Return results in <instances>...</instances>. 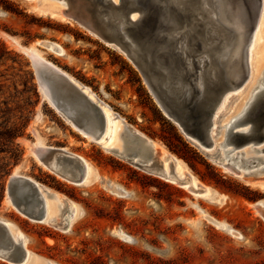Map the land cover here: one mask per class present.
<instances>
[{
    "label": "rangeland",
    "instance_id": "obj_1",
    "mask_svg": "<svg viewBox=\"0 0 264 264\" xmlns=\"http://www.w3.org/2000/svg\"><path fill=\"white\" fill-rule=\"evenodd\" d=\"M66 3L76 5L75 0ZM34 4L0 0V42L17 54L0 60V220L24 235L29 264L38 259L45 264H263L264 218L256 206L264 205V189L225 172L192 145L124 54L73 21L41 14ZM43 41L58 44L64 54L39 46ZM263 45L257 35L251 78L228 92L217 109L220 117L212 132L216 144L222 142L223 126L238 114L240 99L264 72V60L257 69V51ZM31 47L90 88L128 126L163 145L214 196L195 197L177 182L147 173L84 137L44 97L26 54ZM39 146L82 157L96 179L83 185L62 179L33 154ZM260 173L263 177L264 169ZM14 174L65 197L66 217L78 209L67 231L31 221L16 210L8 195ZM222 195L227 197L223 202L218 200ZM0 264L11 263L0 259Z\"/></svg>",
    "mask_w": 264,
    "mask_h": 264
},
{
    "label": "water",
    "instance_id": "obj_2",
    "mask_svg": "<svg viewBox=\"0 0 264 264\" xmlns=\"http://www.w3.org/2000/svg\"><path fill=\"white\" fill-rule=\"evenodd\" d=\"M223 1L229 11L241 9L245 13L248 25L245 40L249 43L263 0ZM75 4L74 7L68 5L65 11L69 21L79 24L104 44L124 54L140 72L161 110L187 140L209 160L224 167H233L230 162L223 163L218 153L212 151L214 116L226 94L246 82L250 70L246 60L228 65L227 73L221 71L220 84L210 86L205 101L200 100L197 82L202 68L206 71L208 66L205 54H211L220 43L219 36L214 35L201 18L206 17L202 0H119L118 4L113 0H75ZM133 15L138 16L136 20L132 19ZM33 67L39 88L44 89L57 110L98 142L106 130V119L101 108L85 94L84 88L46 63H36ZM177 78L189 86V99L168 94V89H174ZM242 124H249V128L230 131L229 143L236 149L249 144L256 152L263 150L254 146L264 143V91ZM124 137L133 145V153L127 154V162L145 170L162 169L158 160L151 165L144 164L152 158L144 138L128 131ZM230 152L232 150L227 153ZM140 154L141 161L134 162L132 155ZM40 158L55 174L83 180L84 164L79 156L54 148L41 151ZM254 174L250 172L245 176ZM8 195L16 210L27 219L41 222L45 218L44 199L36 181L11 176ZM26 257L22 244L13 242L6 223L0 221V259L23 264Z\"/></svg>",
    "mask_w": 264,
    "mask_h": 264
},
{
    "label": "bare ground",
    "instance_id": "obj_3",
    "mask_svg": "<svg viewBox=\"0 0 264 264\" xmlns=\"http://www.w3.org/2000/svg\"><path fill=\"white\" fill-rule=\"evenodd\" d=\"M26 1L35 2L34 10L40 12L45 16L59 19L61 21L70 20L65 12L68 9V4L66 3V0H59L58 1L59 5L55 3H48V2L45 3V0L43 4H41L42 0H26ZM113 1L116 4L119 3V0H113ZM202 10L206 14V17H201V18L212 29V33L214 35L219 36L220 38V43L218 47L216 49H213L211 54L210 52L205 54V58L208 60V66L206 71L204 70V68H202L197 82V88L200 92L199 98L200 100L205 101L204 99L206 96L205 94L206 92L209 91V87L218 86L220 84L221 71L227 73L226 71L228 70V65H232L234 63L246 60L250 70L249 77L241 87H243L251 78L252 68H253L252 59L255 50L254 42L256 36L257 35L259 36L260 41H263L264 39V30L260 31L261 25L264 20V0L259 15L257 17V22L255 25L253 35L249 43H246L245 40L246 28L248 25L243 10L239 9L236 12H231L229 11L228 6L225 4L223 0H202ZM137 17H138L137 15H133L132 19L136 20ZM38 45L51 51L57 56H62L64 54L63 48L56 43L43 41V42H39ZM26 54L31 58L33 64L46 63L66 74L70 80L77 82L80 86H82L88 98L101 108L106 119V130L102 135V137L100 138V140H98V142L92 140V137L89 136L88 133L84 132V130L77 128L72 124L74 128H76L82 135H84V137L100 144L104 150L126 160L127 154L133 153V148H132L133 145L129 143V141H127L126 138L124 137L125 131H128L132 135H139L146 140V144H147L146 146H149V150L152 153V158L144 162V164L146 163L147 165H151L154 162V160H159L162 169L158 171H153V170L150 171V170H145V168H141L139 166L136 167L140 168L141 170L147 173L177 182L179 185L184 186V188L188 190L190 193H192L195 197H204L210 199L211 197L214 196L213 190L201 184L200 181H198L190 173L185 163H183L181 160L177 159L174 155H172L169 151H167L163 145L152 142L151 140L146 138L142 133H139L138 131L134 130L131 126H128L125 120L121 118L119 115H117L112 110V108L109 107V105H107L104 101L99 99V97L90 88L84 86L76 79H74L72 76L62 71L58 67L54 66L52 63L48 62L47 60H45L40 55V53H38V51L33 49V47L27 49ZM263 60H264V45L260 46L257 51V69L259 68L258 66L261 62H263ZM201 65L202 66L204 65V61L201 62ZM235 77L236 79L238 78V76ZM165 85L166 83L164 84V86ZM252 87H253L252 90L247 92L246 96H243L242 99H240L241 101H239V103L237 104L236 109L238 110L237 111L238 114L236 115V117L234 116L233 118H231L223 126V131L221 133V138H220L222 142L220 144H216L214 142L212 149L213 152L218 153L219 158L223 160V163L230 162L234 168L224 167L217 164V162H214L213 160L211 161L221 166L225 172H229L230 174L244 180L248 184H252L258 186L261 189H264V176L259 177L262 174L260 173V170L264 169V150H259L258 152H256L249 144L236 149L233 147L232 144L229 143L228 140L230 131H238V130L245 131L249 128V124H242V123H244V121L247 119L248 114L251 111L253 105L257 101L260 94L264 91V72L259 73L256 79V83ZM40 90L42 91L44 97H46L48 102L51 104V106L56 111H58L57 108L52 104V102L47 97L44 89L40 88ZM168 94L171 96L189 99L191 95V90L189 86L185 85L180 78H177L174 83V89L173 90L168 89ZM222 106L224 107V104ZM216 114L217 113H215L214 116V123L220 117V116L216 117ZM214 128L215 125H213L212 132L216 130ZM237 128H241V129L236 130ZM246 147H249V149L248 150L244 149ZM261 148H263V146ZM49 149H54V148L39 146V147H34L32 149L33 154L38 158L39 162L44 166L46 165L42 162L40 158V154L41 151L43 150L46 151ZM63 150L65 151V149ZM115 150L117 151V153H114ZM229 150H232V152L227 153ZM238 152L240 153L239 155L236 156ZM255 152L258 153L259 156L252 155L255 154ZM80 158L83 160V164H84L83 180L69 178L68 176H60L59 174L57 175L64 180H67L69 182L78 185L89 184L93 182V180L96 179L97 175H93L87 161L82 157ZM132 159L134 162L139 163V161H141L142 159V154L132 155ZM243 160L245 161L243 162ZM165 161H168L167 165H165ZM172 166L174 167L173 169ZM178 169L182 171L181 175L180 174L178 175L177 173ZM250 172H255L257 178L247 179L245 174ZM13 176H20V175L14 174ZM37 186L41 192L42 198L44 199L45 218L41 222L48 223L51 226H54L56 228H61V230L67 231L70 228L72 222L78 217L79 215L78 209L77 212L75 211L69 212V216L66 217L64 214V210L66 204H68V201L65 199V197L49 192L39 183H37ZM49 197H53V198L55 197V198L51 201H48L47 198ZM226 198H227L226 196L222 195L218 198V200L223 202L226 200ZM256 210L264 218V205L257 204ZM209 220L215 223L217 227L220 228L225 227V225L217 221H214L213 219H209ZM6 225L8 227L9 234L13 242L22 244L23 248L26 250L27 257L23 264H29L31 253L26 249V240L24 235L20 231H18L16 227L13 226L12 224L6 223ZM36 264H45V262L38 259Z\"/></svg>",
    "mask_w": 264,
    "mask_h": 264
},
{
    "label": "trees",
    "instance_id": "obj_4",
    "mask_svg": "<svg viewBox=\"0 0 264 264\" xmlns=\"http://www.w3.org/2000/svg\"><path fill=\"white\" fill-rule=\"evenodd\" d=\"M8 55L17 56V54H15V53H13L11 51H8V49L5 47V45L0 42V60L3 59L5 56H8Z\"/></svg>",
    "mask_w": 264,
    "mask_h": 264
}]
</instances>
